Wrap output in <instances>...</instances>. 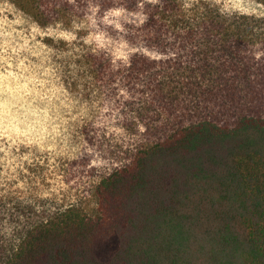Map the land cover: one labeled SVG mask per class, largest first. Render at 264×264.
I'll return each mask as SVG.
<instances>
[{"label": "trees", "instance_id": "trees-1", "mask_svg": "<svg viewBox=\"0 0 264 264\" xmlns=\"http://www.w3.org/2000/svg\"><path fill=\"white\" fill-rule=\"evenodd\" d=\"M11 1L40 27L118 37L125 58L61 52L116 91L140 138L89 202L0 196V264H264V17L213 0Z\"/></svg>", "mask_w": 264, "mask_h": 264}, {"label": "rangeland", "instance_id": "rangeland-1", "mask_svg": "<svg viewBox=\"0 0 264 264\" xmlns=\"http://www.w3.org/2000/svg\"><path fill=\"white\" fill-rule=\"evenodd\" d=\"M213 1L230 13L264 17L254 0ZM117 40L95 28L78 39L60 25L40 27L11 0H0V196L39 205L89 202L94 182L129 160L140 135L116 91L79 80L69 66L76 57L61 52L62 41L75 54L110 43L125 58Z\"/></svg>", "mask_w": 264, "mask_h": 264}]
</instances>
